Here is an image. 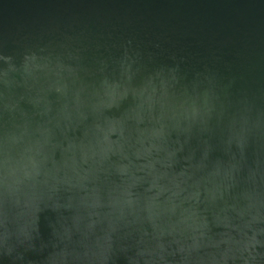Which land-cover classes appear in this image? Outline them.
Wrapping results in <instances>:
<instances>
[{"label": "water", "instance_id": "95a60500", "mask_svg": "<svg viewBox=\"0 0 264 264\" xmlns=\"http://www.w3.org/2000/svg\"><path fill=\"white\" fill-rule=\"evenodd\" d=\"M0 264H264V0H0Z\"/></svg>", "mask_w": 264, "mask_h": 264}]
</instances>
